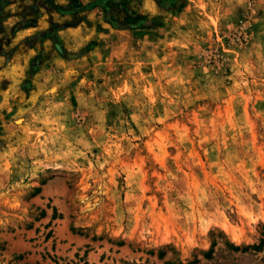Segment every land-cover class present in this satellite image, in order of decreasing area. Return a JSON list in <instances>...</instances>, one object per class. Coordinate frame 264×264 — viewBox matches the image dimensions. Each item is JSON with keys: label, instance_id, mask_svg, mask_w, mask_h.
<instances>
[{"label": "rangeland", "instance_id": "374dc122", "mask_svg": "<svg viewBox=\"0 0 264 264\" xmlns=\"http://www.w3.org/2000/svg\"><path fill=\"white\" fill-rule=\"evenodd\" d=\"M184 5L0 68V264H264V0Z\"/></svg>", "mask_w": 264, "mask_h": 264}, {"label": "crops", "instance_id": "0c3cea01", "mask_svg": "<svg viewBox=\"0 0 264 264\" xmlns=\"http://www.w3.org/2000/svg\"><path fill=\"white\" fill-rule=\"evenodd\" d=\"M164 1L167 0H16L7 8L12 16L2 19V23L11 27L19 19L24 21L19 30L12 32L6 52L0 45V68H29L32 61L41 60V51L50 52L49 60L57 68L63 60L54 49L53 40L67 42V51L75 52L89 41L106 40L112 28L156 30L163 24L167 26L174 0ZM175 1L186 2L184 9H188L194 0ZM1 35L4 33L0 39ZM34 37L41 43L32 44ZM94 53L93 50L85 57L97 60ZM43 63L36 68H47Z\"/></svg>", "mask_w": 264, "mask_h": 264}]
</instances>
